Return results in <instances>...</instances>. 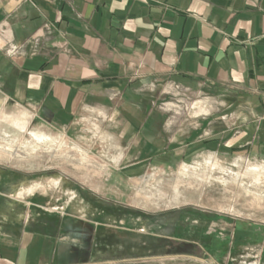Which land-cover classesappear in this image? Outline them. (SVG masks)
Returning a JSON list of instances; mask_svg holds the SVG:
<instances>
[{
	"label": "crops",
	"instance_id": "0c3cea01",
	"mask_svg": "<svg viewBox=\"0 0 264 264\" xmlns=\"http://www.w3.org/2000/svg\"><path fill=\"white\" fill-rule=\"evenodd\" d=\"M191 95L188 113L162 107ZM8 104L111 154L118 170L154 155L263 156L264 0H0ZM8 171L0 163V264H264V224L225 217L186 253L136 254Z\"/></svg>",
	"mask_w": 264,
	"mask_h": 264
},
{
	"label": "rangeland",
	"instance_id": "374dc122",
	"mask_svg": "<svg viewBox=\"0 0 264 264\" xmlns=\"http://www.w3.org/2000/svg\"><path fill=\"white\" fill-rule=\"evenodd\" d=\"M199 99L162 107L188 113ZM157 156L143 168L114 169L111 154L88 152L25 108L0 106L1 165L49 201V209L118 231L121 242L137 244L136 254L186 253L190 243L212 240L206 231L225 217L264 224V155L199 154L172 163Z\"/></svg>",
	"mask_w": 264,
	"mask_h": 264
}]
</instances>
